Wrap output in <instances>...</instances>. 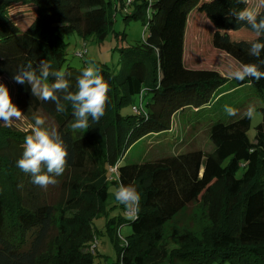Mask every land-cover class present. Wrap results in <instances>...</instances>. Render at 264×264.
Returning <instances> with one entry per match:
<instances>
[{
    "label": "trees",
    "instance_id": "16d2710c",
    "mask_svg": "<svg viewBox=\"0 0 264 264\" xmlns=\"http://www.w3.org/2000/svg\"><path fill=\"white\" fill-rule=\"evenodd\" d=\"M212 1L221 4L220 0H132L120 6L130 9L126 18L147 19L146 36L127 50L119 49L117 72L95 62L109 86V100L100 121L89 118L90 128L81 133L71 127L70 103L62 100L66 111L57 112L54 103L38 99L28 84H17L12 76L22 66L31 63L35 68L46 60L53 70L65 71L70 91H76L84 68L66 62L65 36L76 33L83 40L92 36L103 41L114 24L110 2L0 0V78L14 83L15 105L24 118L33 124L36 113L53 119L68 152L65 171L56 177L54 202L48 187L35 185L31 175L17 166L31 131L0 125V264H95L88 246L95 237L93 221L100 219L116 252V264H264V107L258 109L261 122L253 142L248 138L251 118L245 115L209 126V152L193 150L120 164L132 145L167 132L173 116L187 107L218 104L245 87L264 97V78L241 82L213 70L184 66L189 16ZM236 1L224 4L235 6ZM15 7L34 14L25 28L11 13ZM259 11L264 14V5ZM243 26L255 35L250 26ZM249 47L250 43L231 49L246 64H259L249 55ZM129 106L132 113L124 114ZM121 183L141 195L135 220L125 219L124 206L111 201L109 187L117 190ZM198 200L206 206L213 229L202 239L185 234L177 239L178 246L157 254L162 227ZM126 224L131 233L121 237Z\"/></svg>",
    "mask_w": 264,
    "mask_h": 264
},
{
    "label": "rangeland",
    "instance_id": "374dc122",
    "mask_svg": "<svg viewBox=\"0 0 264 264\" xmlns=\"http://www.w3.org/2000/svg\"><path fill=\"white\" fill-rule=\"evenodd\" d=\"M105 1L110 2L111 12L114 13V24L103 41H96L92 36L83 40L76 33L65 36V42L67 43L65 58L66 62L72 67L85 69L89 65H95V62H101L117 72L120 68L121 52L119 49L127 50L131 45L145 38L144 24H146L147 19L141 21L130 17L126 18V14L130 13V9H120V6L127 0ZM220 1L221 4L212 1V3L189 16L183 42V64L187 69L213 70L224 78L231 79L228 73L232 69L246 64V62L236 57L234 52L232 53L231 48L246 46L257 37L247 31L243 23H237L234 17L229 16L232 11L230 8L240 10L244 7L259 6L258 10H260L263 5L260 4V0H247L246 4L237 0L234 2L235 6L225 5L224 0ZM11 13L14 14L17 22L23 28L34 18L33 12L26 10V7H15ZM122 33L125 35L123 36ZM76 53H83V56L81 58L77 57ZM0 83L7 87L15 105L14 83L6 77H1ZM132 103L138 105V100L133 98ZM225 105L237 109L238 114L229 116L224 110ZM249 107L254 109L248 131V138L253 142L255 128L261 122V113L258 109L264 107V97L256 96L250 88L245 87L224 97L218 104L212 103L206 108L201 107L203 109L187 107L182 112L176 113L167 132L154 133L136 142L121 156L120 164H139L184 154L193 150L209 152L212 149L208 134L209 126L218 121L227 122L243 117ZM123 113L131 114V106L125 108ZM37 115L46 119V128H56L52 118L42 113H36ZM0 125L20 131H31L34 124L22 115V118L14 121L11 126L5 125L2 121H0ZM81 133H85V130H81ZM237 175H240V171ZM57 187L58 183L48 186V191H51V201H54V198L58 200V198L56 199ZM109 190L113 195L111 201L116 202L114 198L116 188L110 186ZM117 203L119 202L117 201ZM124 216L125 219L129 220L128 215ZM93 228L95 237L88 248L90 252L91 250L94 251L92 252L94 263L116 264L117 255L105 232L104 221L102 219L93 221ZM212 229L206 206L198 200L162 227L161 241L157 245L156 253L160 254L162 250L169 251L175 248L178 246L177 239L185 234L202 239ZM130 233L131 227L126 224L121 227L119 235L123 237Z\"/></svg>",
    "mask_w": 264,
    "mask_h": 264
},
{
    "label": "clouds",
    "instance_id": "9594fccd",
    "mask_svg": "<svg viewBox=\"0 0 264 264\" xmlns=\"http://www.w3.org/2000/svg\"><path fill=\"white\" fill-rule=\"evenodd\" d=\"M247 3V0H238ZM264 5V0H260ZM259 7V6H258ZM258 7H244L240 10H232L229 16L234 17L237 23H244L254 31L257 39L250 41L248 53L259 61L257 63L243 64L239 68L232 69L229 78L237 81L253 79L260 81L264 78V71L260 65H264L261 54L264 52V14ZM52 82L48 83L49 78ZM17 84H28L32 94L45 102H52L56 111H66L68 102L73 110L74 122L71 124L74 130H87L91 121L98 123L105 115L106 104L109 97L108 84L103 80L101 69L97 65H89L82 70L76 80V91H70V82L66 79L63 70H53L50 63L42 60L37 67L31 63L20 69L12 76ZM62 94V95H61ZM225 112L229 116H236L238 110L225 105ZM245 115L251 118L254 109L249 107ZM22 118L21 110L13 104L7 87L0 83V121L11 126L14 121ZM34 125L31 134L25 137L22 157L17 161V166L26 174H30L32 182L41 188L57 183L56 177L61 176L67 164V147L55 127H45L46 119L41 116H34ZM46 169V171H45ZM115 199L124 206L130 220L138 218L140 210L141 195L135 187L121 183L115 192ZM127 244V241H124Z\"/></svg>",
    "mask_w": 264,
    "mask_h": 264
},
{
    "label": "built area",
    "instance_id": "2783aa9c",
    "mask_svg": "<svg viewBox=\"0 0 264 264\" xmlns=\"http://www.w3.org/2000/svg\"><path fill=\"white\" fill-rule=\"evenodd\" d=\"M130 1H132V0H127V2H130ZM76 56L82 57L83 56V53H77ZM111 171L114 172L115 171V168L111 169Z\"/></svg>",
    "mask_w": 264,
    "mask_h": 264
}]
</instances>
